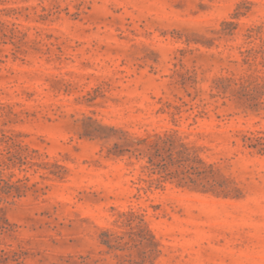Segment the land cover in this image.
<instances>
[{"label": "rangeland", "instance_id": "rangeland-1", "mask_svg": "<svg viewBox=\"0 0 264 264\" xmlns=\"http://www.w3.org/2000/svg\"><path fill=\"white\" fill-rule=\"evenodd\" d=\"M0 264H264V0H0Z\"/></svg>", "mask_w": 264, "mask_h": 264}]
</instances>
